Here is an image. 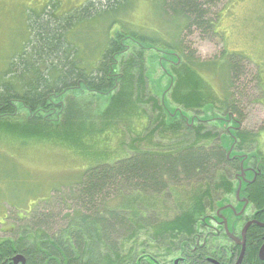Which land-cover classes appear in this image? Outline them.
Listing matches in <instances>:
<instances>
[{"label": "rangeland", "instance_id": "rangeland-1", "mask_svg": "<svg viewBox=\"0 0 264 264\" xmlns=\"http://www.w3.org/2000/svg\"><path fill=\"white\" fill-rule=\"evenodd\" d=\"M88 1L91 0H0V74L9 67L10 60H13L15 55L21 54L23 47L31 39L29 16L36 17L35 14L50 4L58 7V13L72 12ZM214 1L212 7H206L209 18L214 22V29L205 37H201V33L194 28L188 29L187 20L182 15H174L167 4L165 10H161L158 0H127L108 12L109 17L106 19L93 18L76 25L78 30L87 27L89 33H82L80 37L87 39L90 49L104 44L103 41L109 33L107 26L113 20L115 26L110 25L111 36L123 28V31L129 34H146L168 43L175 49H179V44L187 47L184 48V53L176 52L181 61L175 68L167 63V74L171 76L173 72L188 73L184 66L185 57L195 62L196 65L192 63L188 66L193 68L196 74L195 83L191 77L192 73H188V78L194 82H190V87L195 90L198 88L200 93L205 89L204 96L214 105L212 114L216 117L210 116L211 113L206 111V102H200V108L196 105V109L190 112L183 110L189 117L193 116L198 120L194 133L170 132L167 127L158 125L154 121V115L159 112L152 111L151 103L155 105L156 101H160V91L167 88L170 78L164 75L165 72L162 73L159 64H154L157 57L150 51L143 52L145 75L138 78L146 83L144 93L146 92V99L152 98V102L135 101L132 98L136 108L131 104L125 115L115 112L114 109L112 111V108L117 106L108 95L98 101L93 93L75 94L74 91H69L56 99V102L63 103L60 105L62 111L57 120L55 115L45 121L40 120L35 127L37 132H34L26 127L27 111L17 105L13 106L14 110H17V116H8L12 112L10 109L5 116L9 118L0 120V240L14 235L17 229L26 223L18 219L25 216L29 219L30 214L37 212L46 201L53 204L52 207L44 206L45 209H52L50 212L54 215L50 224V227L54 228L52 232L59 231L64 222L62 219H65L69 211L61 201L55 203L54 200L56 197L67 198L70 189L79 184L86 171L94 166L112 164L140 152L165 153L170 149L190 146L193 145L196 134L198 138L207 135L213 138L210 141H202L201 145L205 147L220 145V135L226 133L217 118H222L225 115L222 109L230 105H234L243 121L238 130L242 135V142L236 140L230 156L235 155L233 153H242L244 159L241 162L244 163L250 159L247 154L253 155L254 159L251 161H256L257 166L263 168L264 0ZM75 35L73 31V34L68 32L66 36L74 39ZM128 51L130 55L123 60L124 63L133 62L139 52L132 43L129 44ZM233 67L244 69L242 76L235 83L230 70ZM124 84L125 82L117 87H127ZM119 92L121 90L114 91L112 95ZM168 103L171 108L176 107L170 100ZM108 111L114 114L108 116ZM48 119L51 122L46 123ZM54 120L56 122H53ZM56 124L59 127L53 128ZM232 124L236 128L239 125ZM39 125L43 133L38 132ZM239 145L241 151L238 150ZM221 172H211L206 177L208 180L200 178L202 181H193L192 184L183 182L170 185L159 194L157 206H163L165 211L161 214V220L167 219L164 221L167 227L161 228L163 233L174 235L173 227L176 222H172L182 217L181 213L187 212L196 218V196H202L204 191L211 193L214 185L224 183L226 180H218ZM255 173L259 174L260 170L256 166L250 168L245 163L241 175L250 180ZM117 191H121V188ZM106 194L110 197L108 202L116 201L112 190H107ZM114 207H117V204ZM133 208L136 211V206L133 205ZM239 211L240 208L233 209V213ZM149 232L156 233L154 230ZM142 237L139 235L137 241L135 239L128 247L124 246L127 250L135 249L136 258L142 256V246L152 241V236ZM177 237L179 236L168 237L167 240L171 241H167L165 247L158 244L155 251L153 243L151 252L163 256L167 251V260H173L177 255L171 252L168 246L172 244V240L175 242ZM127 250L123 254L125 258Z\"/></svg>", "mask_w": 264, "mask_h": 264}, {"label": "trees", "instance_id": "trees-1", "mask_svg": "<svg viewBox=\"0 0 264 264\" xmlns=\"http://www.w3.org/2000/svg\"><path fill=\"white\" fill-rule=\"evenodd\" d=\"M126 1L91 0L67 13H58V7L50 4L35 14L36 17L29 16L31 39L23 47L21 54L15 55V58L10 60L9 67L0 74V120L9 118L5 116L10 109L12 112L8 116L16 117L17 110H14L13 106L17 105L27 111L26 127L37 132L35 127L40 120L45 121L54 115L57 120L62 111L60 105L63 103L56 102V99L69 91H74L75 94L93 93L98 101L108 95L117 106L112 108V111L114 109L115 112L125 115L133 104L132 98L135 101L152 102V98L146 99V92L144 93L146 83L138 78L145 75L144 51L154 53L157 57L154 64H159L162 73L165 72L164 75L170 78L167 88L160 91V101H156L155 105L151 103L152 111L159 112L154 115V121L158 125L167 127L170 132L194 133L197 119L189 117L185 111L195 110L196 105L200 108V102H206V111L211 113L210 116L216 117L212 114L214 105L204 96L205 89L200 93L197 87L196 90L190 87V82L194 80L196 83V74L194 69L188 66L192 63L196 65L195 62L185 57L184 66L189 74L192 73L193 80L188 78L187 72H173L171 76L167 74L168 64L175 68L181 61L176 52L184 53V48H187L180 45V41L177 43L179 49H175L168 43L146 34H129L123 31V28L111 36L110 25L115 26V20L107 26L109 33L103 45L90 49L87 39H81L80 35L89 31L87 27L78 30L77 24L93 18L106 19L109 17L108 12ZM158 3L161 10L164 11L167 4L174 15H182L188 22V29H196L201 33V37H205L214 29V22L206 10L207 6L212 7L214 0H158ZM171 5L174 7H170ZM73 31L76 39L66 36L68 32L73 34ZM130 43L139 52L133 62L124 63L123 60L130 55ZM230 70L235 83L242 76L244 69L233 67ZM124 82L128 88L117 87ZM117 90L121 92L112 95ZM169 100L177 108H171ZM222 110L225 115L217 119L226 134L222 136L221 133L220 145L205 147L201 145L202 141H210L213 138L210 135L198 138L196 134V139L190 146L170 149L165 153L140 152L112 164L98 165L87 170L83 180L70 189V196L56 197L54 200L55 203L61 201L69 211L65 219H62L64 222L60 230L52 232L54 228L50 227V224L54 215L50 212L52 209H45L44 206L52 207L53 204L46 201L44 208L33 211L29 219L27 216L18 219L26 223L24 222L14 235L0 240V264L5 259L10 262L17 254L26 259V264H118V261L124 258V245L132 238L133 228L136 229V241L139 235L141 238L142 235L152 236L150 242L154 243L155 247H165L167 241H170L167 240L168 237L192 234L196 218L187 212L181 213L182 217L173 220L172 223L176 222L173 227L174 235L163 233L161 228L167 227L164 222L167 219L161 220V214L165 211L163 206H157V199L168 186L202 181L199 179H206L213 171H222L218 180L233 178L227 173L235 171L238 167L226 165L234 166L244 158L242 153H233L235 155L230 156L236 140L242 142V135L235 131V127L230 129L229 125L231 121L241 124L242 117L234 105ZM111 113L108 111V116ZM55 120L53 122H56ZM47 122L51 121L48 119ZM39 127L38 132L43 133L42 127ZM55 127L58 128V124L53 125V128ZM205 179L204 181L208 180ZM216 186L220 187L222 184ZM224 187L232 189L229 183ZM118 188H121V191H117ZM107 190H112L116 201L119 199L117 202L113 201L114 205L108 202L110 197L106 194ZM209 193L204 191L202 196ZM116 204L117 207H114ZM133 205L136 206V211ZM150 229L156 233L149 232Z\"/></svg>", "mask_w": 264, "mask_h": 264}, {"label": "flooded vegetation", "instance_id": "flooded-vegetation-1", "mask_svg": "<svg viewBox=\"0 0 264 264\" xmlns=\"http://www.w3.org/2000/svg\"><path fill=\"white\" fill-rule=\"evenodd\" d=\"M232 123L230 129H234ZM241 124L235 127V131L240 130ZM247 155L250 159L245 163L250 168L256 166L260 173L248 180L241 175L245 163L226 165L238 167L227 173L233 178L220 187L214 185L213 192L208 195L196 196V226L193 233L188 234L190 236L182 234L175 242L172 240L168 247L177 255L173 260H167V251L163 256L152 253L150 247L153 243L149 242L142 246V256L136 258L132 248L128 250L127 258L123 256L118 264H264V165L260 161L263 168H259L256 161H251L253 155ZM228 183L232 186L230 190L224 187ZM234 208H240L239 213H233ZM131 233L132 238L124 245L126 247L131 241L135 242L136 229L133 228ZM153 249L155 251L158 247ZM13 257L10 262L5 259L2 264H26L21 254ZM17 257L22 260L14 263L13 259Z\"/></svg>", "mask_w": 264, "mask_h": 264}, {"label": "water", "instance_id": "water-1", "mask_svg": "<svg viewBox=\"0 0 264 264\" xmlns=\"http://www.w3.org/2000/svg\"><path fill=\"white\" fill-rule=\"evenodd\" d=\"M19 259L22 260V257H17V258H15V259H13L14 263H17V261H18Z\"/></svg>", "mask_w": 264, "mask_h": 264}]
</instances>
